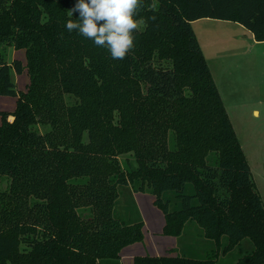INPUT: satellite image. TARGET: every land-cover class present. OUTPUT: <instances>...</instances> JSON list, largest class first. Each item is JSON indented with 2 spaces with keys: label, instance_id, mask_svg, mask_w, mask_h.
Segmentation results:
<instances>
[{
  "label": "trees",
  "instance_id": "16d2710c",
  "mask_svg": "<svg viewBox=\"0 0 264 264\" xmlns=\"http://www.w3.org/2000/svg\"><path fill=\"white\" fill-rule=\"evenodd\" d=\"M76 2L0 0V94L17 97L0 110V264H119L144 239L143 220L115 215L123 187L155 196L165 234L192 220L219 247L134 264H217L246 238L235 264H264V201L193 27L235 21L264 41V0H145L123 60L67 31Z\"/></svg>",
  "mask_w": 264,
  "mask_h": 264
},
{
  "label": "rangeland",
  "instance_id": "374dc122",
  "mask_svg": "<svg viewBox=\"0 0 264 264\" xmlns=\"http://www.w3.org/2000/svg\"><path fill=\"white\" fill-rule=\"evenodd\" d=\"M193 27L264 201V41L255 40L249 29L235 21L203 18L194 21ZM12 58L26 61L25 49L9 48V59ZM12 75L18 89L26 90L27 71L22 74L13 71ZM16 105L15 95L0 94V110L14 111ZM6 186V182L0 183V189ZM167 196L172 200L173 210L180 208L174 193L169 192ZM154 200L149 191L121 189L115 215L128 222L143 220L144 239L124 247L119 264H134L136 256L171 254V246L175 247L172 254L192 258H208L219 248L204 235V229L196 221H187L178 236L165 234L166 215ZM252 247L246 238L224 253L223 244L217 264H235Z\"/></svg>",
  "mask_w": 264,
  "mask_h": 264
},
{
  "label": "clouds",
  "instance_id": "9594fccd",
  "mask_svg": "<svg viewBox=\"0 0 264 264\" xmlns=\"http://www.w3.org/2000/svg\"><path fill=\"white\" fill-rule=\"evenodd\" d=\"M148 7L154 10L156 5ZM144 8L145 0H77L68 10L65 27L106 49L113 60H123L135 47L134 33L146 27L143 18L137 19ZM73 13H78L77 19L71 18Z\"/></svg>",
  "mask_w": 264,
  "mask_h": 264
},
{
  "label": "crops",
  "instance_id": "0c3cea01",
  "mask_svg": "<svg viewBox=\"0 0 264 264\" xmlns=\"http://www.w3.org/2000/svg\"><path fill=\"white\" fill-rule=\"evenodd\" d=\"M11 117V119H12V116H10ZM163 230V228H161V231ZM160 232V231H159ZM171 237H172V235H171ZM171 249H174L175 247L174 246H171L170 247ZM124 249V248H123ZM174 252V251H173ZM121 255H122V251H121ZM156 255H159V254H156ZM161 255H163L162 253H161ZM122 258H123V255H122Z\"/></svg>",
  "mask_w": 264,
  "mask_h": 264
}]
</instances>
